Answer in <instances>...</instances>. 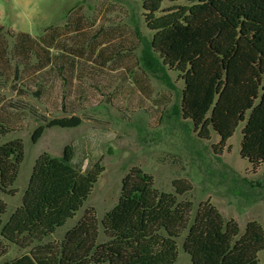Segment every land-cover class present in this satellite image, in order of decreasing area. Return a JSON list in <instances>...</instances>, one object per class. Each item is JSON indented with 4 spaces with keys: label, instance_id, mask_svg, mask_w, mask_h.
<instances>
[{
    "label": "trees",
    "instance_id": "16d2710c",
    "mask_svg": "<svg viewBox=\"0 0 264 264\" xmlns=\"http://www.w3.org/2000/svg\"><path fill=\"white\" fill-rule=\"evenodd\" d=\"M141 2L152 32L141 66L171 89L168 74H177L183 83L177 113L192 123L199 139L208 141L216 133L220 142L214 148L222 150L244 123L241 157L259 168L264 164V0ZM165 2L174 5L163 9ZM180 2L186 3L176 4ZM7 47L0 53L1 67ZM28 66L10 70L7 77ZM82 122L77 116L54 119L40 126L32 140L37 142L46 128H77ZM11 132L0 122V193L7 196L16 195L24 162L22 140L1 143ZM74 158L72 144L59 158L42 154L21 206L6 223L0 205L2 240L28 247L38 243L29 254L5 264H175L178 240L185 233L188 264H258L264 250V229L258 223H248L241 233L234 220H225L208 203L192 215L193 205L177 197L192 191L189 181L175 180V194L159 192L153 177L137 167L123 179L118 204L101 221L105 242L99 243V222L91 215L58 245H39L75 218L104 171L97 163L81 174L72 166Z\"/></svg>",
    "mask_w": 264,
    "mask_h": 264
},
{
    "label": "rangeland",
    "instance_id": "374dc122",
    "mask_svg": "<svg viewBox=\"0 0 264 264\" xmlns=\"http://www.w3.org/2000/svg\"><path fill=\"white\" fill-rule=\"evenodd\" d=\"M0 3L5 7L3 20L7 26H15L16 30H29L35 36H41L48 27L51 33L61 32L70 15L83 14L90 25L94 17L100 15L107 16L111 20L110 24L124 27L125 36L131 37L137 46H133L130 52L113 55L112 60H122L126 67L131 65L133 68L134 74H130L132 82L131 79V83L125 82L126 89L122 86V90H118L114 82V86L111 85L105 92L102 90V82L96 86L88 82L81 93L70 95L75 102L79 101L76 107L78 111L74 110L75 105L70 109L82 119L81 126L70 129L46 128L41 138L34 142L33 134L40 126L54 119L68 118L72 112L66 108L65 112L52 114L46 104L39 100V96L35 95L39 86L20 85L19 81L7 77L8 72L17 67L21 72L24 64L21 65L16 53L18 49L11 44L14 40L7 35V30L3 32L9 46L2 55L4 64L0 66V75L4 74V78L0 77V98L10 118L15 119L3 123L12 127L13 132L2 138L1 143L20 139L24 146V162L14 185L16 195L0 193L4 223L21 206L36 160L44 153L59 158L64 147L72 144L75 150L72 166L79 173L87 174L97 163H100L104 171L75 218L45 239L39 244L41 246L58 245L69 230L76 227L85 216L91 215L99 222V243L105 242L101 221L118 204L122 181L134 167L150 174L159 192L175 194V180L189 181L192 191L177 197L179 202H190L193 205L192 215L200 204L208 203L225 220H234L241 233H244L250 222H256L264 229V164L254 169L241 157L244 123L239 125L226 146L220 150L214 148L220 142L216 133L212 132L208 141L201 140L192 123L179 116L177 108L183 83L177 74H168L174 86L171 89L146 71L140 63L145 58L146 44L152 39L141 0H31L26 7L21 4L20 9H16L13 3H7V0H0ZM173 5L165 2L163 9ZM26 16H31L34 21L30 18L31 21L27 22ZM138 32L144 38L143 42L138 39ZM35 62L33 58L32 62L27 63L32 65ZM133 76L147 79L148 84L141 85L148 88L147 95L137 90ZM66 88L69 87L62 83L57 85V94L54 93V96L66 98ZM114 92H118L116 97L115 94L113 96ZM185 236L186 233L178 240V259L175 264L190 262L189 255L182 247ZM36 246L38 243L29 247L11 245L0 236V264L27 255ZM258 259V264H264V250Z\"/></svg>",
    "mask_w": 264,
    "mask_h": 264
},
{
    "label": "crops",
    "instance_id": "0c3cea01",
    "mask_svg": "<svg viewBox=\"0 0 264 264\" xmlns=\"http://www.w3.org/2000/svg\"><path fill=\"white\" fill-rule=\"evenodd\" d=\"M7 3H12V0H7ZM26 17L27 22H30L32 17ZM106 17L97 15L90 25L83 14L70 15L61 32L51 33L48 27L41 36H35L29 30H16L15 26H7L3 19L0 20V34L7 30V35L14 40L11 44L13 43L14 47L18 49L16 53L22 60V65H29L30 63L27 62H32L33 58L36 60L35 63H32L34 67L30 64L22 74H12L11 80L19 81L20 85L39 86L40 89L35 92V95L39 96V100L46 104L49 112L54 114L63 111V108L65 111L66 108H69L72 116L76 115L71 109L75 105L74 110L78 111L79 108L76 107L79 101L75 102L76 100L70 95L75 92L81 93L83 86L88 82H92L95 86L102 82V90L105 92L112 87L114 82L117 83L118 90H122V86L126 89L125 82H132L130 74L133 73V68L131 65L126 67V63L122 60H112L113 55L137 46L131 37L125 36L124 27L110 24L111 20ZM32 21L34 20L32 19ZM7 46L9 43L6 36L0 35V53ZM2 75H0L1 78ZM130 79L131 82H129ZM58 82L70 88H66L68 98L61 97L60 99V97L54 96V93L57 94ZM133 83L140 93L142 91L146 95L149 93L148 88L141 87L143 83L148 84L147 79L141 80L140 77L133 76ZM114 94L116 97L118 92H114L113 96ZM9 114L3 99L0 98L1 123H6L9 119L13 121L14 114L11 113L12 118Z\"/></svg>",
    "mask_w": 264,
    "mask_h": 264
},
{
    "label": "clouds",
    "instance_id": "9594fccd",
    "mask_svg": "<svg viewBox=\"0 0 264 264\" xmlns=\"http://www.w3.org/2000/svg\"><path fill=\"white\" fill-rule=\"evenodd\" d=\"M12 3L16 9H20L21 4L25 5V7L31 3V0H12ZM4 16V5L0 3V20L3 19Z\"/></svg>",
    "mask_w": 264,
    "mask_h": 264
}]
</instances>
